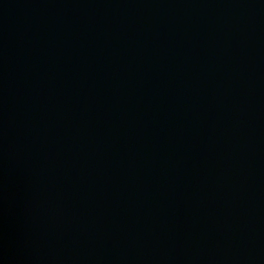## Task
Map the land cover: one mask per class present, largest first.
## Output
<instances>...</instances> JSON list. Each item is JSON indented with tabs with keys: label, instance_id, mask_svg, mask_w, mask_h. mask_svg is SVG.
<instances>
[{
	"label": "water",
	"instance_id": "95a60500",
	"mask_svg": "<svg viewBox=\"0 0 264 264\" xmlns=\"http://www.w3.org/2000/svg\"><path fill=\"white\" fill-rule=\"evenodd\" d=\"M0 264H264V0H0Z\"/></svg>",
	"mask_w": 264,
	"mask_h": 264
}]
</instances>
